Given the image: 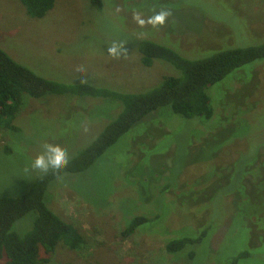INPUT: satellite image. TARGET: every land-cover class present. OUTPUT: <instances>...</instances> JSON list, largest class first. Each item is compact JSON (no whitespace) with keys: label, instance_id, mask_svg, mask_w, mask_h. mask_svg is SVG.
<instances>
[{"label":"rangeland","instance_id":"374dc122","mask_svg":"<svg viewBox=\"0 0 264 264\" xmlns=\"http://www.w3.org/2000/svg\"><path fill=\"white\" fill-rule=\"evenodd\" d=\"M101 1L100 11L90 0H56L38 20L20 0H0V49L51 81L138 93L177 72L159 62L144 67L139 53L144 41L196 58L224 44L264 40V0ZM230 9L240 23L231 22L235 38L230 28L211 20H227ZM161 11L169 13L165 23L149 24ZM112 47L118 49L115 55ZM209 95L211 120L184 121L169 108L160 109L89 171L52 183L53 210L80 230L85 246L79 251L59 246L48 264H181L167 253V243L196 236L203 227L207 237L182 253L186 263L190 251L196 254L191 264H228L249 251L251 257L238 264H264V61L232 75ZM119 111L102 99L26 98L15 121L20 132L0 130V151L13 153L0 155V197L22 196L45 175L30 167L45 145L60 147L72 160ZM132 172L136 182H130ZM135 214L151 221L123 238L122 216L132 215L130 221Z\"/></svg>","mask_w":264,"mask_h":264},{"label":"trees","instance_id":"16d2710c","mask_svg":"<svg viewBox=\"0 0 264 264\" xmlns=\"http://www.w3.org/2000/svg\"><path fill=\"white\" fill-rule=\"evenodd\" d=\"M20 1L27 14L38 20L44 19L56 3V0ZM90 3L95 9H103L101 0H90ZM204 14L211 19L212 15L206 12ZM224 14L228 15L225 12ZM211 20L230 28L234 34L232 38L237 35L233 32L235 29L232 28L231 22L239 23V18L233 9L227 20L221 17ZM256 40L247 38L244 43L237 42V46L224 44L221 49L208 51L196 58H186L179 52L151 40L144 41L139 48L144 67L152 68L159 62L172 66L177 72L165 76L160 85L138 93L99 88L89 84L71 85L51 81L20 65L0 49V130L20 132L15 121L26 98L39 100L46 96L87 97L102 99L120 107L117 116L94 142L77 157L69 160L59 174L50 172L39 177L22 196L0 197V264H48L49 256L56 252L59 246H65L71 251L83 249L85 239L80 230L56 213L50 204L48 190L56 187L50 188L52 183L67 175L89 171L138 123H146L149 116L160 109L169 108L184 121L211 120L214 109L210 90L223 84L245 67L264 61V40ZM1 154L9 156L13 153L6 149L0 151ZM128 177L130 182H136L135 172ZM127 181L129 182V179ZM167 188L162 192H167ZM87 202L92 205L97 203L90 199ZM29 215L33 216L17 226V223ZM135 215L138 216H134L130 221L127 219L132 215L126 219L122 216L123 238L127 239L139 233V229L151 221L146 216ZM197 234H184L170 240L165 247L167 253L176 256L181 264H191L192 259L196 258L195 251L189 252L190 262L187 263L182 260V253L187 251L188 247L201 244L207 237L208 229L203 227ZM250 257L251 253L244 251L232 257L228 264H238Z\"/></svg>","mask_w":264,"mask_h":264},{"label":"clouds","instance_id":"9594fccd","mask_svg":"<svg viewBox=\"0 0 264 264\" xmlns=\"http://www.w3.org/2000/svg\"><path fill=\"white\" fill-rule=\"evenodd\" d=\"M169 15L166 11H161L154 15L148 20V23L156 26L163 25L167 16ZM140 24H143V20H138ZM117 47H112L109 49L110 54L115 55L117 53ZM68 164V155L66 152L58 146L45 145L43 152L38 155L31 162V169L41 173V174H59Z\"/></svg>","mask_w":264,"mask_h":264}]
</instances>
